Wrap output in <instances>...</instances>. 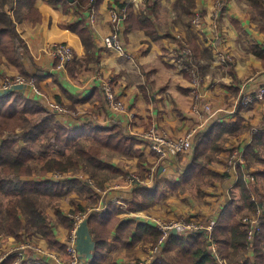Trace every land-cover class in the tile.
Wrapping results in <instances>:
<instances>
[{"label": "crops", "instance_id": "crops-1", "mask_svg": "<svg viewBox=\"0 0 264 264\" xmlns=\"http://www.w3.org/2000/svg\"><path fill=\"white\" fill-rule=\"evenodd\" d=\"M79 1L67 0L64 3V0H35L33 8L38 11L40 20L34 22L32 19H22L17 23L16 29L29 51L28 56L22 57L24 74L0 55V78L22 74L33 79L38 92L30 86L23 87L17 92L39 101L48 111L55 114L57 121L68 129L107 127L117 122L122 126L125 135L136 141L135 153L129 156L113 155L114 159L106 160L107 163L120 169L122 175L105 181L101 188L94 185L87 175L84 177L75 175L74 177L80 179L79 181L88 182L91 193L71 189L67 196L76 199L71 200V206L63 202L59 210L65 215L69 209H74L76 206L81 210L94 208L93 210L98 212L113 205L123 211L126 210L125 202L131 200L134 190L151 188L156 179L179 181L190 167L195 138L189 152L168 160H161L138 139V135L151 126L165 130L171 137H179L193 129L196 130V135L208 131L213 124H226L224 128L226 131L217 142L222 150L208 153L210 155L208 168L219 178H215L206 185L201 183L200 187H197L198 190H203L207 194L209 200L182 216L186 220L201 216L204 222L196 220L212 226L211 230L199 231L204 233L211 243V250L216 253V243L212 239L211 232L218 221L220 211L231 202L232 197L238 199L239 172L243 182L257 188L259 194L263 192L264 187L262 178L254 175L260 170L262 164L244 155L251 143L252 133L264 126L262 121L264 100L247 108L237 104L241 91L252 92L264 87V66L261 59L254 53L255 47L264 49V32L258 29V20L251 15L246 0L244 2L230 0L223 5V8L216 7V0H195L191 17L193 19L199 17L200 21L195 25L191 24V29H184L180 27L181 25L179 26L183 14L178 8L179 0H171L175 4L170 10L164 5L168 2L161 1L162 12L167 11L164 20H162V12L157 15L155 11L152 15L158 37L153 40L142 30L126 32L123 21L121 33L124 52L121 53L108 49L103 44V37L109 31L110 10L119 9L120 5H129L137 14L146 5L139 0H103L98 8L94 9L95 17L92 22L90 21L92 8L90 11H82L76 5ZM4 8L12 15V9L16 8V4L11 3ZM175 9L181 16L173 13ZM80 21L84 22L85 28L92 37L90 49L84 47L78 34L68 29ZM176 33H179L192 49V66L199 76L198 85L194 84L179 66L180 42L175 40ZM58 43L68 44L74 53L72 61L61 72L56 71L57 62L50 56L52 45ZM195 48L198 49L197 56L193 52ZM202 52L204 56H201ZM220 55H227L229 61L220 63L218 61ZM102 79L111 80L113 93L116 99L122 102L124 110H116L107 105L100 85ZM194 104L200 109L209 105L215 114L212 117L203 113L202 116L195 115L192 111ZM58 107L61 109L56 111L55 108ZM229 127L234 128V131L228 132ZM213 133L215 134L216 131ZM236 150L243 153V161L241 165L233 167L229 159L231 153ZM133 172H138L140 175L150 174L152 179L148 180L145 186L131 187L125 175ZM70 175L71 172L63 175L55 173L50 174L49 177L56 181L75 179ZM189 188L167 190L165 198L153 207L141 212L123 213L120 218L133 219L138 223L154 226L150 222H145L142 216L148 215L158 219L178 217L173 216L176 206L172 207L171 203L173 199L177 201L180 199L179 202L183 203L182 200L192 195ZM252 196L254 198V195ZM54 213L52 214L55 220H52L51 216V218L48 217L51 225L54 223L52 229L55 239L64 248L60 251L53 248L50 250L58 253L59 259L64 261L69 228L60 224ZM263 216L259 208L255 213L246 210L239 217L247 229L248 246L237 259L245 257L254 261L255 235L252 239H248L249 223L245 219L251 218L254 224L259 225V230L255 233L257 234L261 231L260 219ZM190 231L179 229L169 236ZM33 238L36 244L49 249L48 243L41 236L35 235ZM25 241H28L27 237L18 240L0 235V254L10 252L17 244ZM166 242L161 246V257H163ZM114 246L118 251H124L123 253L138 252V257L144 259V263L143 261L140 263L141 260L138 259V261L130 260L125 264H152L155 261L148 260L150 245L139 243L133 248H122L114 242L112 236L102 264H108L113 260V253L110 250ZM258 247L263 253L264 264V240L259 241ZM77 248L81 259L80 264L90 263L94 254V241L86 221L79 230ZM166 256L173 258L172 253ZM11 257L7 256L5 260ZM28 259L20 264H33L31 253H28ZM216 261L220 264H232V260H223L219 257H216ZM13 262L14 258L12 264ZM117 262L124 263L120 259ZM44 263L57 264L49 259H46Z\"/></svg>", "mask_w": 264, "mask_h": 264}, {"label": "trees", "instance_id": "trees-1", "mask_svg": "<svg viewBox=\"0 0 264 264\" xmlns=\"http://www.w3.org/2000/svg\"><path fill=\"white\" fill-rule=\"evenodd\" d=\"M35 0H0V55L8 63L23 73L22 57L28 56L29 51L21 38L16 25L22 19L40 20V15L33 8ZM103 0H97L90 5L89 0H80L78 4L82 11L98 8ZM155 0L145 4V10L137 14L132 6L120 5L123 12L126 32L142 30L155 40V22L152 15L155 12ZM224 5L230 0H220ZM254 17L258 20L257 27L264 32V0H246ZM67 0H64L66 3ZM16 4L11 13L5 11V6ZM10 8V6H9ZM179 10L191 17L195 8V0H179ZM22 10V11H21ZM21 11V12H20ZM68 29L78 34L86 49L92 48V37L80 21ZM195 56L198 49L193 50ZM264 66V49L254 48ZM204 56V52L202 55ZM24 74V73H23ZM264 124V115L262 118ZM226 124H213L208 131L195 135V145L188 170L179 181L156 179L151 188L136 189L132 192L130 201L125 202L126 210H120L109 205L102 211H93L87 217V227L94 241L93 259L88 264H102L109 248V240L113 236L116 244L122 248H133L139 243L155 246L158 244L160 233L149 224L138 223L133 219L123 220L120 215L130 212H141L153 207L166 196L167 190H177L188 186L200 187L201 183L209 184L217 174L208 168L210 163L209 151H220L217 143L226 130ZM216 131L214 134L213 132ZM234 131L229 127L228 132ZM214 134V135H213ZM212 138V139H211ZM35 143L42 145L35 151ZM136 141L125 135L122 126L114 122L107 127L80 130L68 129L57 121L56 116L48 111L39 101L27 98L21 93L11 92L0 96V235L21 240L23 237L39 235L47 243L49 249L63 250V246L55 239L52 225L41 208V200L61 199L67 196L71 189L91 193L87 183L76 179L52 180L50 174H67L71 170L84 172L94 182L102 187L111 178L122 175L120 169L109 164L104 159V152L116 156H129L136 152ZM52 154L51 156H48ZM245 156L262 164L254 175L264 181V126L252 133L251 143L244 152ZM41 157H46L44 163L37 169L33 164ZM101 175V176H100ZM238 199L233 198L220 211L211 236L216 243V253L211 250V243L204 233L190 231L184 234L169 236L161 255L152 264H220L216 257L232 260V264H263V253L259 249V241L264 240V216L260 219L261 231L255 234L254 250L256 257L251 261L245 257L238 258L248 246L247 229L239 218L248 210L255 213L262 211L264 215L263 192L247 185L239 172ZM91 184H93L91 182ZM254 195V198L253 196ZM253 198V199H252ZM125 211V212H124ZM55 215L60 224L71 228L70 220L59 208ZM205 221L201 216L190 217L193 220ZM24 235V236H23ZM172 253L173 258L166 255ZM13 257L2 264H12ZM45 264V263H42Z\"/></svg>", "mask_w": 264, "mask_h": 264}, {"label": "built area", "instance_id": "built-area-1", "mask_svg": "<svg viewBox=\"0 0 264 264\" xmlns=\"http://www.w3.org/2000/svg\"><path fill=\"white\" fill-rule=\"evenodd\" d=\"M96 1L97 0H89V3L90 5H93ZM152 1L154 0H139V2L143 5ZM216 7L223 8V4L220 0H216ZM94 9L95 8L92 7L90 12V21L92 22L95 17ZM123 20V12L120 9H111L109 13V31L103 37V44L106 48L121 53L124 52L121 33V24L123 23ZM199 21V17H195L192 22L197 24ZM176 39L180 42L179 66L186 74H188L191 81L198 85L199 76L196 69L192 66V49L181 35L176 36ZM73 55V50L68 44H53L50 49V56L57 62L55 69L59 72L65 70L67 65L72 61ZM218 61L220 63H227L229 61V57L227 55H220L218 57ZM100 85L107 105L111 108H115L116 110H124L122 102L118 101L113 93L111 80L102 79ZM26 86H30L34 91L38 92L34 85V80L22 74L0 78V96L11 92H17ZM196 100L197 96L195 97V101ZM261 100H264V87H260L252 92L241 91L237 99V104L242 108H247ZM59 109L61 108H55L56 111ZM192 111L195 115L200 116H202V113L205 115L208 114L210 117L215 114V112H212L209 105H205L203 106V109H200L196 104H194V106H192ZM195 133L196 130L193 129L184 136L171 137L165 130L157 126H151L148 130L139 134L138 139L145 143L156 157L161 160H168L180 154L189 152L193 147V138ZM229 161H231L233 167L241 165L243 161V153L240 150L232 152ZM128 179L127 182L131 187L143 184V182L136 176ZM69 217L72 223L65 244L64 261L59 259L58 253L39 246V244H36L35 241L32 242L31 240H28L17 244L12 250H10V252L0 254V264H2L7 256H12L14 258L13 264H20L23 261L29 260L28 253L32 254L33 264H42L46 261V259L56 262L57 264H80L81 259L77 248V239L79 230L87 220L88 215L86 213L79 212L74 213L73 215L69 214ZM142 219L145 222L152 223L160 233L158 244L150 247L148 255L149 261L156 260L160 256L161 246L166 242L168 236L172 232L179 229H187L191 231L212 229L211 225L203 224L197 220L190 222L186 219L164 221L148 215H143ZM245 221L249 223L248 239H252L255 233L259 230V225L254 224L255 222L251 218H246Z\"/></svg>", "mask_w": 264, "mask_h": 264}, {"label": "rangeland", "instance_id": "rangeland-1", "mask_svg": "<svg viewBox=\"0 0 264 264\" xmlns=\"http://www.w3.org/2000/svg\"><path fill=\"white\" fill-rule=\"evenodd\" d=\"M168 2L167 4H164L165 6H168V9L170 10V8L175 4V2L174 3H172L171 2V0H159V1H157V4L155 5V7H154V9H155V11H156V13H157V15L159 14L160 15V13L162 12V7L160 6V2ZM238 1H243L244 2V0H238ZM155 2H156V0H155ZM247 2V1H246ZM248 6H249V9H250V13H251V15H253L254 16V12L252 11V9H251V7H250V5H249V3H248ZM176 10V9H175ZM167 13V11L165 10V11H163L162 12V20H164V15ZM173 13L174 14H176V15H180L181 16V14L178 12V10H176V11H173ZM192 20H193V18L192 17H189V16H186V15H184V14H182V16H181V20H180V24H179V26L181 27V28H184V29H191V24H193V22H192ZM175 21V20H174ZM177 24L179 23L178 22V20H177V22H176ZM163 25H165V23H163ZM193 25H195V24H193ZM160 26V25H159ZM179 35V33H176V36H178ZM176 36H175V40L177 41V39H176ZM21 75V74H20ZM26 77H28V76H26ZM62 107H64L63 105H62ZM65 108V107H64ZM63 108V109H64ZM64 111V110H63ZM62 111V112H63ZM42 145H40V143H35L34 144V146H33V149L35 150V151H38V150H40V147H41ZM104 155V159L105 160H107V161H111V159H114V154H112V153H107V152H104L103 153ZM52 154H49L48 156H51ZM46 160V157L44 158V157H41L40 156V159H37V161L35 162V164H33V166L32 167H34L35 168V172H37V169L44 163V161ZM71 172V177H74L75 175L76 176H81V177H84V176H86V174L84 173V172H81L80 170H71L70 171ZM101 176V175H100ZM133 176H136V177H138L139 178V180H141L142 182H143V184H141V185H137L138 187H140V186H145V184H146V182L148 181V180H150V179H152L151 178V175L150 174H143V175H140V173H138V172H133V173H128V174H126L125 175V179L127 180L128 178H132ZM87 177H88V175H87ZM76 180H80V179H78L77 177H74ZM89 178V177H88ZM129 180V179H128ZM84 181V180H83ZM188 186H185V187H182V188H180V189H184V188H187ZM191 193H192V195L191 196H189V197H187V199H184V200H182L183 201V203H180L179 201H181L180 199L177 201L176 199H173V201H172V203H171V206L173 207V206H176V209H175V211L173 212V216H178V217H174L173 219H168V218H161L160 217V219H162V220H164V221H170V220H179V219H186V218H184V217H182L184 214H189L190 212H191V210H193V209H195L196 207H199L200 205H202L204 202H208V196H207V194L206 193H204V191L202 190V191H200V190H198V188L197 187H194V188H189L188 189ZM208 190V189H207ZM198 191V192H197ZM83 194V193H82ZM85 195H86V193H84ZM82 197L84 196V195H81ZM76 198L75 197H68V196H65V197H62L61 199H51V201H47V200H41V202H40V204H41V208H42V210L44 211V213L46 214V216L48 217H52V220H55L54 219V217H53V214L52 213H54L55 212V209L56 208H59V206H61L62 205V203L64 202V203H67L68 205H70L71 206V204H72V202H71V200L73 201V200H75ZM92 203V202H91ZM207 204V203H206ZM206 204H204V205H206ZM69 209V208H68ZM94 209V208H93ZM93 209H89V210H81V209H78V208H76V206H75V208L74 209H69L68 211H67V213L64 215L66 218H68L69 220H70V225H71V223H72V221H71V219H70V217H69V214L70 215H73L74 213H79V212H82V213H86L87 215H89V213H91V212H93ZM55 214V213H54ZM172 216V217H173ZM49 217H48V219H49ZM50 217V218H51ZM166 217H169V215H166ZM49 221H50V219H49ZM52 225H54V223H52ZM33 236H35V235H33ZM33 236H28L27 237V239L30 241H34V238H33ZM33 238V239H32ZM140 246V245H139ZM117 250V248H115V246L110 250L111 251V253H113L112 254V261H110V263H108V264H121V263H118L117 261H118V259H120V260H122L124 263L123 264H125L126 262H129L130 260H137L138 261V259L139 260H141V261H139L140 263L143 261V263H144V259L142 260L141 258H139L138 256V252H131V251H128V252H126V253H123L124 251H122V250H120V251H116ZM120 256L122 257V258H120Z\"/></svg>", "mask_w": 264, "mask_h": 264}]
</instances>
